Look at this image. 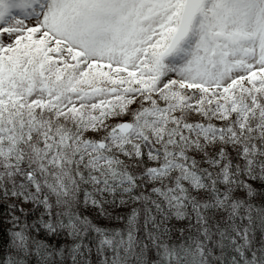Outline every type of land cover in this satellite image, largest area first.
Wrapping results in <instances>:
<instances>
[{"label":"snow or ice","instance_id":"snow-or-ice-1","mask_svg":"<svg viewBox=\"0 0 264 264\" xmlns=\"http://www.w3.org/2000/svg\"><path fill=\"white\" fill-rule=\"evenodd\" d=\"M0 264H264V0H0Z\"/></svg>","mask_w":264,"mask_h":264}]
</instances>
